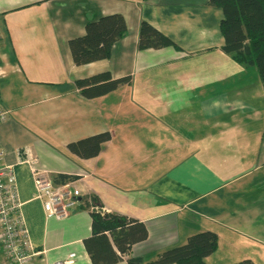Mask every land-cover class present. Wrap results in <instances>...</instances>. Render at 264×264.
<instances>
[{
	"label": "crops",
	"instance_id": "crops-1",
	"mask_svg": "<svg viewBox=\"0 0 264 264\" xmlns=\"http://www.w3.org/2000/svg\"><path fill=\"white\" fill-rule=\"evenodd\" d=\"M208 1L0 0V104L9 112L0 148L16 175L30 244L45 252L34 264L70 254L71 264H92L86 197L104 213L146 225L148 239L131 251L145 263L211 231L219 244L207 264H264V85L256 68L223 51L222 12ZM114 14L128 32L111 58L76 66L69 42ZM144 21L177 48L139 50ZM104 72L131 82L83 97L76 81ZM104 132L112 138L99 156L68 152L70 143ZM33 169L51 183L77 178L82 196L67 219L45 212ZM0 264H14L1 233Z\"/></svg>",
	"mask_w": 264,
	"mask_h": 264
},
{
	"label": "trees",
	"instance_id": "trees-1",
	"mask_svg": "<svg viewBox=\"0 0 264 264\" xmlns=\"http://www.w3.org/2000/svg\"><path fill=\"white\" fill-rule=\"evenodd\" d=\"M207 6L222 12L220 30L224 39L223 51L240 66L256 68L264 85V0H209ZM127 32L125 19L119 14L103 16L87 23L85 34L69 42L72 61L76 66H85L111 58L113 46ZM138 34L137 46L141 51L177 48L167 36L146 21L142 22ZM130 82V77L114 79L109 72H104L77 80L75 85L83 97L94 99L129 85ZM111 138L109 132L99 133L70 143L67 150L74 157L93 159L99 156L103 146ZM76 179L57 175L52 183L62 186ZM89 200L92 204H89ZM84 203L85 206L99 208L90 209L93 235L84 241L92 264H116L125 258L128 264H207L205 260L217 251V234L205 231L189 236L183 246L163 251L152 263H145L131 256L133 246L149 237L143 222L118 214L104 213L97 198L86 197ZM236 264L254 263L243 260Z\"/></svg>",
	"mask_w": 264,
	"mask_h": 264
},
{
	"label": "built area",
	"instance_id": "built-area-1",
	"mask_svg": "<svg viewBox=\"0 0 264 264\" xmlns=\"http://www.w3.org/2000/svg\"><path fill=\"white\" fill-rule=\"evenodd\" d=\"M8 110L0 104V124L7 119ZM4 152L0 148V230L3 250L8 260L14 264H34L33 261L45 252L30 244L28 233L21 215V202L18 196L17 179L12 167L3 165ZM29 163L36 160L30 156ZM35 176L36 197L42 201L45 212L55 219H67L79 204L82 191L75 181L62 186L51 183L46 172L32 170ZM93 210H99L92 207ZM103 211V209H102ZM75 254L64 261L53 264H71Z\"/></svg>",
	"mask_w": 264,
	"mask_h": 264
}]
</instances>
